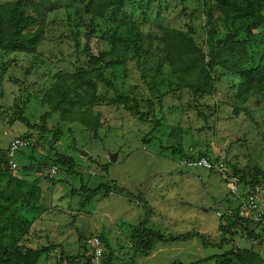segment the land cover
Listing matches in <instances>:
<instances>
[{"label": "rangeland", "instance_id": "1", "mask_svg": "<svg viewBox=\"0 0 264 264\" xmlns=\"http://www.w3.org/2000/svg\"><path fill=\"white\" fill-rule=\"evenodd\" d=\"M17 3L44 12L45 36L36 54L0 51V161L14 138L34 141L16 155L18 170L1 188L32 222L26 236L16 234L21 244L48 249L39 264H83L84 242L92 235L103 239L107 264H240L223 256L234 250L247 264H264L263 231L251 225V236L240 227L225 233L217 216L233 204L226 181L233 169L264 177V91L240 94L242 75L264 66L258 40L247 44L250 63L231 73L218 63L208 66L205 0H0V6ZM217 25L225 36L220 20ZM89 52L104 61L93 63ZM203 67L213 81L197 99L193 86L202 82ZM78 72L95 83V93L74 84L70 77ZM67 87L76 89L69 93L73 106L53 113L43 131L41 117ZM119 93L143 106L153 101L154 120L143 123L122 108L91 101ZM175 131L185 157L161 150L176 144ZM55 154L73 158L75 174L55 166ZM110 154L117 155L116 163ZM201 155L223 160L226 171L185 165ZM36 180L40 192L28 197ZM100 184L126 192L86 204L82 186ZM140 195L150 208L148 228L164 236L198 233L202 240L156 244L148 256L137 252L133 230L147 218L135 198ZM214 255L220 257L205 262Z\"/></svg>", "mask_w": 264, "mask_h": 264}, {"label": "trees", "instance_id": "2", "mask_svg": "<svg viewBox=\"0 0 264 264\" xmlns=\"http://www.w3.org/2000/svg\"><path fill=\"white\" fill-rule=\"evenodd\" d=\"M93 1V0H92ZM206 16H207V46L210 52V63L208 66L214 67L218 63L222 68L227 69L231 73L240 72L245 66L250 63V58L247 53V44L257 39L263 49L264 59V0H205ZM217 20H220L226 31L225 36L220 37ZM45 21L44 12L37 7L24 6L22 4L0 6V51L7 52H23L26 54H36L38 47L44 40L45 36ZM203 54V53H202ZM89 57L95 64H100L104 61L103 56H95L89 52ZM202 82L193 86V96L195 98L207 95L209 87L213 81L207 67L200 70ZM75 85H82L96 92V85L91 79L86 78L85 72H78L70 77ZM75 88L67 87L65 91L57 92L59 100L55 104L53 110L43 115L40 119L41 128L46 131L47 122L51 119L53 113H58L64 105L73 106V100L70 96V91ZM264 91V66H259L242 75V83L240 85V94L244 96H254ZM92 102L109 103L116 108H122L130 113L133 117H137L141 122H152L155 118L157 105L153 101H147L143 106V102L131 95L119 93L113 98L96 97L94 95ZM75 103V100H74ZM147 110V111H144ZM163 103L159 101V112L163 114ZM163 118L161 117L155 123L153 131L161 127ZM176 144L171 147H161L164 153H171L185 157L183 151L182 135L178 131L174 132ZM30 138L29 136H23ZM58 135H55V142ZM148 142V141H146ZM8 155V154H7ZM54 165L62 169H67L70 175L75 174L74 169L76 162L73 158L55 154ZM198 157H208L201 155ZM194 158L188 159L192 160ZM217 160V159H216ZM225 164V163H224ZM7 158L0 161V264H39L41 257L48 249L34 250L27 248L21 244L20 238L26 236L31 229L32 222L25 218L13 206L12 194L2 189L3 182L11 180L12 172L7 169ZM109 167L112 165H108ZM108 166H102L104 172H108ZM253 175L245 174L239 170L233 169L232 174L228 176H239L244 187L247 189L264 183L262 174L254 170ZM35 172H38L35 170ZM259 177L262 179L260 181ZM55 184V182H52ZM40 181L36 180L31 188H28V197H34L35 192H40ZM20 186V184L18 183ZM264 185V184H263ZM37 191H35V190ZM33 190L35 191L33 193ZM81 192L86 195L85 203H91L94 198H107L112 193H124L123 188L118 185L110 187L107 184H100L95 189H90L84 185ZM141 201L147 215L145 221L140 223L132 234V241L135 250L143 256H148L156 244H171L179 241H188L192 239L202 240V236L198 233L185 235H169L164 236L158 232L148 228V217L150 208L147 201L142 195L135 197ZM29 206V204H27ZM252 224L248 221L240 219H226V226H221L225 233L234 230L235 228H245L248 236L247 227ZM264 233V230H262ZM85 252L87 253L84 244ZM223 256H233L240 264H247V260L243 257L240 250L230 251ZM220 256L214 255L205 260L212 262ZM83 264H88L89 258L82 256ZM107 260V259H106ZM107 262V261H106ZM70 264H73L71 262ZM107 264V263H106Z\"/></svg>", "mask_w": 264, "mask_h": 264}, {"label": "built area", "instance_id": "3", "mask_svg": "<svg viewBox=\"0 0 264 264\" xmlns=\"http://www.w3.org/2000/svg\"><path fill=\"white\" fill-rule=\"evenodd\" d=\"M34 145L31 138L16 137L14 138L8 149L7 169L9 171H17L18 165L15 161L16 155L26 149H30ZM185 165L190 169H204L212 172H225L226 167L223 160H212L208 157H197L192 160L185 161ZM51 176H57L56 169L51 171ZM227 186L233 196V204L225 210L217 213L218 218L222 221V225L226 226V219H240L248 221L257 229L264 230V210L260 206V198L264 197V185H258L250 189H246L239 176H227ZM241 190V188H243ZM87 249L88 264H106V248L103 239L99 235H92L84 242Z\"/></svg>", "mask_w": 264, "mask_h": 264}, {"label": "water", "instance_id": "4", "mask_svg": "<svg viewBox=\"0 0 264 264\" xmlns=\"http://www.w3.org/2000/svg\"><path fill=\"white\" fill-rule=\"evenodd\" d=\"M82 155H83V156H87L86 153H82ZM109 160H110L111 163H116V161H117V155H112V154H110V155H109Z\"/></svg>", "mask_w": 264, "mask_h": 264}, {"label": "crops", "instance_id": "5", "mask_svg": "<svg viewBox=\"0 0 264 264\" xmlns=\"http://www.w3.org/2000/svg\"><path fill=\"white\" fill-rule=\"evenodd\" d=\"M217 157V156H216ZM244 188H241V190H243ZM260 206L261 208L264 210V197L260 198Z\"/></svg>", "mask_w": 264, "mask_h": 264}, {"label": "bare ground", "instance_id": "6", "mask_svg": "<svg viewBox=\"0 0 264 264\" xmlns=\"http://www.w3.org/2000/svg\"><path fill=\"white\" fill-rule=\"evenodd\" d=\"M211 159V158H210ZM219 159L217 158V161H218ZM223 163H224V161H223ZM226 167V166H225ZM244 188V187H243Z\"/></svg>", "mask_w": 264, "mask_h": 264}]
</instances>
